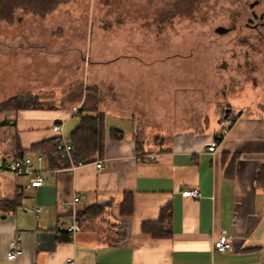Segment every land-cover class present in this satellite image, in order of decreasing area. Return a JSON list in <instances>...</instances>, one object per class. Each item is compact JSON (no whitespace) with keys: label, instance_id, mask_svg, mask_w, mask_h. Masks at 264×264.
Segmentation results:
<instances>
[{"label":"crops","instance_id":"crops-1","mask_svg":"<svg viewBox=\"0 0 264 264\" xmlns=\"http://www.w3.org/2000/svg\"><path fill=\"white\" fill-rule=\"evenodd\" d=\"M75 107L2 115L0 165L20 150L40 153L30 147L58 137L54 124L68 140L78 124ZM245 111L231 121L218 119L211 135L207 122L173 133L166 148L147 149H137L126 118L111 114L109 121V113L98 111L94 160L54 172L45 159L35 162L42 183L34 187H27L31 175H0V200L16 201L13 209L0 206V264H67V257L74 264H264V187L255 183L257 165L264 162V108ZM192 187L199 197L182 193ZM75 195L76 204L67 205ZM166 205L170 234L155 236L144 225H153ZM92 207L96 212L84 215L80 231L69 237L67 225ZM222 231L231 241L225 251L213 247ZM17 234L22 249L8 260Z\"/></svg>","mask_w":264,"mask_h":264},{"label":"rangeland","instance_id":"rangeland-1","mask_svg":"<svg viewBox=\"0 0 264 264\" xmlns=\"http://www.w3.org/2000/svg\"><path fill=\"white\" fill-rule=\"evenodd\" d=\"M254 1L69 0L43 19L17 12L0 21V102L30 93L41 107H78L88 88L109 121H129L137 149L207 122L211 135L225 115L264 108V0Z\"/></svg>","mask_w":264,"mask_h":264},{"label":"trees","instance_id":"trees-1","mask_svg":"<svg viewBox=\"0 0 264 264\" xmlns=\"http://www.w3.org/2000/svg\"><path fill=\"white\" fill-rule=\"evenodd\" d=\"M69 0H0V21L5 23H13L17 12L25 15H32L38 18H45L55 11L61 4L67 3ZM195 1V0H190ZM98 95L90 93L89 89L83 96L81 104L74 111V115L78 118V124L70 132L68 141L74 146L73 159L75 161H92L94 160L98 150L99 139V115H98ZM41 108L37 105L36 96L30 93H20L0 102V113L19 111L23 109ZM219 120H230L227 115ZM118 129L113 128L112 133L116 136ZM221 135H216L219 140ZM58 138H52L31 145V150L40 152L44 155L46 165L50 168H62L69 165V162L59 157L57 152ZM20 150L18 155H23ZM228 168L227 173L231 175ZM255 183L259 187H264V162L259 163L255 172ZM0 206L13 209L16 206L15 200H0ZM96 212L94 207L88 208L77 216L80 223L84 215H92ZM85 216V217H86ZM171 218L170 205L164 206L159 214V219L152 225H144L145 230H149L155 236H167L170 234L168 224ZM165 223L166 228L162 224ZM68 238V236H67Z\"/></svg>","mask_w":264,"mask_h":264},{"label":"built area","instance_id":"built-area-1","mask_svg":"<svg viewBox=\"0 0 264 264\" xmlns=\"http://www.w3.org/2000/svg\"><path fill=\"white\" fill-rule=\"evenodd\" d=\"M52 129L59 133L58 142H57V152L59 157L67 160L69 162L68 167H75L77 165H81L83 161H75L73 159L74 146L63 137L61 134V126L59 124H54ZM210 150H214V146H209ZM44 160V156L42 153L37 154H29L24 153L21 156H17L3 165H0V175L3 172H9L14 175H31L30 182L27 187L39 186L42 183V177L40 172L42 170L34 169L35 162H41ZM97 168H101V164L97 163ZM57 168H51V171H55ZM185 195H190L193 197H199L200 191L198 187H192L190 189H185L182 191ZM79 195H75L71 201H67L66 204L70 206H74L76 202L79 200ZM67 233L69 237H74L81 229V224L78 222L77 217L74 216V219L71 223L67 225ZM213 247L219 251H225L231 248V241L226 236L225 232L222 231L217 239L213 242ZM21 235L17 234L9 243V247L6 251L5 257L8 260H16L18 258V254L21 251ZM67 264H74L72 257L66 258Z\"/></svg>","mask_w":264,"mask_h":264},{"label":"water","instance_id":"water-1","mask_svg":"<svg viewBox=\"0 0 264 264\" xmlns=\"http://www.w3.org/2000/svg\"><path fill=\"white\" fill-rule=\"evenodd\" d=\"M258 0H255L254 2L250 3L249 6L252 7L255 3H257ZM229 30L228 27H225V26H222V25H219L217 27L214 28V31L217 32V33H225Z\"/></svg>","mask_w":264,"mask_h":264},{"label":"flooded vegetation","instance_id":"flooded-vegetation-1","mask_svg":"<svg viewBox=\"0 0 264 264\" xmlns=\"http://www.w3.org/2000/svg\"><path fill=\"white\" fill-rule=\"evenodd\" d=\"M258 3H259V1H258L257 3H255L254 5H256V4H258ZM254 5H253V6H254ZM253 6H252V7H253ZM263 16H264V9H263V10L261 11V13L258 15V19H259V20L263 19ZM252 17H253V18H249L250 21H253L254 18H257V15L253 12V13H252Z\"/></svg>","mask_w":264,"mask_h":264}]
</instances>
